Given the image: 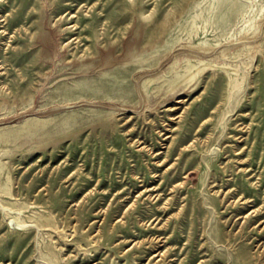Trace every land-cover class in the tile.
<instances>
[{
    "label": "rangeland",
    "instance_id": "374dc122",
    "mask_svg": "<svg viewBox=\"0 0 264 264\" xmlns=\"http://www.w3.org/2000/svg\"><path fill=\"white\" fill-rule=\"evenodd\" d=\"M0 264H264V0H0Z\"/></svg>",
    "mask_w": 264,
    "mask_h": 264
},
{
    "label": "bare ground",
    "instance_id": "6f19581e",
    "mask_svg": "<svg viewBox=\"0 0 264 264\" xmlns=\"http://www.w3.org/2000/svg\"><path fill=\"white\" fill-rule=\"evenodd\" d=\"M218 1L219 0H215V3H218ZM242 82H243V79L241 77H239L237 75V73L230 75V77H229V91H228V97H227V107H226L223 115L227 114L231 110L230 107L234 105L235 96H236L237 92L239 91V89L241 88ZM243 197H241V198H243Z\"/></svg>",
    "mask_w": 264,
    "mask_h": 264
}]
</instances>
